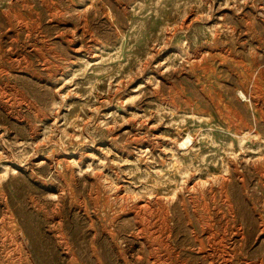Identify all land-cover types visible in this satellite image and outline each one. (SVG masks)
<instances>
[{
	"label": "rangeland",
	"instance_id": "1",
	"mask_svg": "<svg viewBox=\"0 0 264 264\" xmlns=\"http://www.w3.org/2000/svg\"><path fill=\"white\" fill-rule=\"evenodd\" d=\"M99 260L264 264V0H0V264Z\"/></svg>",
	"mask_w": 264,
	"mask_h": 264
},
{
	"label": "bare ground",
	"instance_id": "2",
	"mask_svg": "<svg viewBox=\"0 0 264 264\" xmlns=\"http://www.w3.org/2000/svg\"><path fill=\"white\" fill-rule=\"evenodd\" d=\"M189 140V137L187 138V139H185V141H184V143H187V141ZM15 219V218H14ZM17 230H19V229H17ZM20 232V231H19ZM18 232V233H19ZM23 232V231H22ZM13 237V236H12ZM23 238V237H22ZM211 238V237H210ZM61 239H62V237H61ZM212 239V238H211ZM17 241V240H16ZM20 248V247H19ZM100 261V263H102L103 264V262L101 261V260H99Z\"/></svg>",
	"mask_w": 264,
	"mask_h": 264
}]
</instances>
